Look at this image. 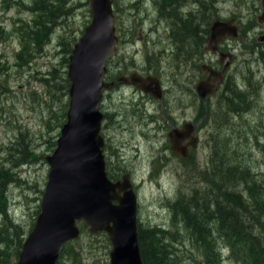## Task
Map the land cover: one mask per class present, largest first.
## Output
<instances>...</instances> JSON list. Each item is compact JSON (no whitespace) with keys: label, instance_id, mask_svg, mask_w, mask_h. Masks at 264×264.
<instances>
[{"label":"rangeland","instance_id":"374dc122","mask_svg":"<svg viewBox=\"0 0 264 264\" xmlns=\"http://www.w3.org/2000/svg\"><path fill=\"white\" fill-rule=\"evenodd\" d=\"M28 1L0 0V23L6 31L4 39L0 38V54L2 61L8 64V74H0L2 81V86H0V155L11 157L13 153L9 154L8 147L15 141L16 136H19V131L25 129L28 130L31 142L33 146L35 145L34 151L38 154L35 161L18 167L22 180L11 184L8 190L10 214L15 222L22 223L27 229L33 222V217L35 222L39 212L49 172L45 156L50 155L56 147L55 145L52 148V140L58 130L55 128L49 132L47 128L49 125L55 126L58 121L52 114L48 118V104L51 103V96L45 94L46 89L43 84L35 81L34 76H40L52 66H58L61 54L57 38L60 35L68 36L75 33L78 35L76 38H79L83 31L79 34L78 30L84 29L90 21L88 0H76V3L82 5H78L73 16L67 18L69 25H58L54 33L50 35V42L46 45L44 54L33 60L30 66L19 68L14 65L16 53L20 47V35L16 29L25 22H32L33 15L27 9ZM112 1L113 4L114 1L117 4V7L115 4L117 13L114 12V14L118 44L116 57L106 64L109 81H114L122 73L143 71L147 65H151L147 62L149 55L157 51L161 52V67L166 81L164 87L171 90L166 93L171 95L169 101L173 105L166 111L170 112L180 123L184 118L193 123L197 122L199 119L198 104L196 107L191 106L195 96L187 94L185 97H179L181 87L189 84V80L185 81V77L192 74V69L188 67L177 72L170 63L172 44L169 39V20L173 21V18H164L165 20L160 18L157 5L159 0ZM216 3V15L224 20L235 19L244 35L243 40L228 39L225 43V50L234 55L226 76L240 77V71L247 67L253 71V77L259 82V91L254 94V106L246 115V121L253 126L255 135L259 138L254 145L250 139L246 150L249 155L247 157L250 168L256 174H260V179L264 181V63L257 60L254 53L258 50L262 51L264 58V42L257 41V37L264 33V27L256 20L261 11L260 1L216 0ZM186 5V7L192 5V0H188ZM205 6L209 8V3ZM187 10L190 9L186 8ZM84 23H86L85 26ZM175 25L176 27L181 26L180 24ZM178 29L180 28H176L175 32ZM205 57L212 62L217 59V55L213 54H207ZM35 72L38 73L33 74ZM178 74H182V77ZM238 81L241 82V80ZM117 85L118 83L104 93L103 109L100 108L103 113L105 109V113L111 116V120L104 118L103 127L105 125L107 128L104 130L112 147L109 152L112 170L117 174L123 170L130 173L137 195L138 225L157 226L173 232L174 229L170 226L171 212L168 204L174 201L180 192L184 196L190 192L191 182L187 181L185 175L187 169L169 148L167 129L163 128L159 104L152 97L144 95L132 86L118 85L117 87ZM180 102L182 105L179 104ZM52 105L57 110L59 103L55 102ZM43 119H48V122L43 123ZM257 125L259 127H256ZM214 128L213 124L206 126L202 121L198 124L200 141L197 149L193 151L196 167L208 161L210 150L206 146V140L212 138L211 133H214ZM106 135L103 131L104 141H106ZM118 164L121 165L120 168L116 167ZM37 209L38 212L34 216L33 213ZM179 229L180 234L185 233L183 229ZM85 232L83 239L79 242L80 245L77 246L80 248L84 262L86 264H109L110 247L105 239L100 237L90 239L86 226ZM185 243L184 248L187 250L185 254H197L188 241ZM222 251L223 264H235L226 258L228 250L223 248Z\"/></svg>","mask_w":264,"mask_h":264},{"label":"trees","instance_id":"16d2710c","mask_svg":"<svg viewBox=\"0 0 264 264\" xmlns=\"http://www.w3.org/2000/svg\"><path fill=\"white\" fill-rule=\"evenodd\" d=\"M207 3L209 8L205 6ZM115 4L116 1L113 4L116 14ZM78 5L82 4L76 3V0H29L27 9L33 19L16 29L20 35V47L14 65L19 68L28 67L33 60L44 54L50 35L58 25H69L67 18L73 16ZM186 8L190 10L185 11L187 13L183 17L178 16L177 10H174L176 19L170 24L169 33L172 44L170 63L177 72L188 67L196 72L201 71L200 64L203 60L199 61V57L203 55L209 26L214 19L221 18L216 15V0H192V5ZM164 10H158L159 16L161 19H168ZM175 24L182 27H176ZM176 28L182 30L175 32ZM82 31L83 28H80L78 33L81 34ZM240 34L244 36L241 32ZM5 35L6 31L0 23V38L4 39ZM77 36L75 33L60 35L57 38L61 54L58 66H52L40 76H34L35 81L43 84L45 94L51 96L48 118L52 114L58 121L55 126L47 127L49 132L58 129L52 140V148L55 147L60 128L66 121L69 103L68 56ZM258 51L254 52L257 60L264 63L263 52ZM161 55L158 51L149 55L147 61L152 66L147 65L145 69L148 73L165 77ZM7 68L8 64L2 61L0 54V74H8ZM240 73V77L228 75L206 105L200 100L199 115L204 117V125L215 126L212 138L206 140V146L210 150L208 161L196 167L194 152L188 158L178 157L187 169L188 173L185 175L187 181L191 182V190L187 196L180 192L168 204L173 232L157 226L138 225L143 264H223V248L228 250L226 258L235 264H264V181L260 179V174L250 168L246 150L250 139L254 145L259 138L255 135L253 126L246 121V115L253 108L254 94L260 87L253 77V71L245 67ZM43 102L46 103L45 100ZM55 102L59 103L57 110L52 105ZM47 122L48 119H43V123ZM8 150L9 154L13 153L10 158L0 155V264H16L23 241L34 222L33 217L28 229L22 223L15 222L10 214L8 196L9 186L22 180L18 167L38 158L28 130L19 131V136H16ZM106 170L112 180L126 172L123 170L117 174L110 165H107ZM37 212L38 209L33 215ZM80 225L82 237L64 245L56 264H86L77 247L86 233L83 223ZM179 228L185 233L180 234ZM88 236L90 239L104 238L110 247L105 233ZM186 241L197 254H185Z\"/></svg>","mask_w":264,"mask_h":264},{"label":"water","instance_id":"95a60500","mask_svg":"<svg viewBox=\"0 0 264 264\" xmlns=\"http://www.w3.org/2000/svg\"><path fill=\"white\" fill-rule=\"evenodd\" d=\"M257 22L264 27V0ZM90 21L68 56V109L56 147L45 159L47 182L35 222L18 255L16 264H56L68 242L79 238V222L91 235L105 233L110 242L109 264H143L138 238L137 195L129 173L116 180L108 177L101 133L103 92L114 85H131L156 101L163 98L155 75L132 72L106 81L107 60L117 51L118 36L112 0H88ZM235 19H214L209 26L204 51L218 53L221 69L201 66L206 74L196 83L199 98L206 100L218 89L231 62L230 51L220 49L224 40L241 39ZM264 42V33L257 37ZM198 123L186 121L172 128L168 137L173 152L187 156L197 147L194 131Z\"/></svg>","mask_w":264,"mask_h":264},{"label":"flooded vegetation","instance_id":"af4514ba","mask_svg":"<svg viewBox=\"0 0 264 264\" xmlns=\"http://www.w3.org/2000/svg\"><path fill=\"white\" fill-rule=\"evenodd\" d=\"M164 1H165V6H163V4H164ZM159 0V2H158V10H162L163 8L165 9L164 10V13H165V16H168V17H171V18H173V21H170V24L171 23H173L174 21H175V19H176V17H175V11L174 10H177L176 12L178 13V16H180V17H183L184 16V12L186 11V3H187V1L188 0ZM178 8V9H177ZM180 14V15H179ZM178 18V17H177ZM227 40L228 39H226V40H224V42L221 44V46H220V49L222 50V51H227V50H225V43L227 42ZM240 40V39H239ZM207 54H213V55H217V59L214 61V62H212V61H210V60H208L206 57H205V55H207ZM231 54H232V57H231V62H232V58H233V53L231 52ZM203 60V62L200 64V68H201V65L202 64H204V63H206V64H208V65H210L211 67H213L214 69H217V70H219V69H221V66H220V62H219V59H218V53H212V52H205V51H203V55L201 56V57H199V61L200 60ZM148 62V61H147ZM230 62V63H231ZM149 66V65H148ZM228 68H229V66H228ZM228 68H227V70H228ZM227 70L225 71V73H224V75H223V80H222V83L220 84V86L218 87V89L222 86V84L224 83V80H226V78H227V76H226V73H227ZM134 72V71H133ZM138 72V71H137ZM139 73H141L143 76H145V75H149V74H152V73H148L147 72V70L144 68L143 69V71H141V72H139ZM191 75H189L188 77H185V81H187V80H189V84L187 85V86H184L182 83V87H181V93H180V95H179V97H185L187 94L188 95H191V96H195V100H194V103H191V106L192 107H196V105L198 104V109H199V113H198V115L197 116H199V119H198V121L197 122H195V123H200L201 121L203 122V116H200L199 114H200V98H199V96H198V94H197V92H196V89H195V86H196V83L199 81V80H201V79H204L205 77H206V74L202 71V68H201V71H199V70H196V72H194V71H191ZM130 73H122V74H120V75H129ZM120 75H118V76H120ZM153 75H155V74H153ZM156 76H158V78H159V80H160V84H161V86H162V88H163V98H162V100L161 101H155L154 99V101L157 103V104H159V111H160V118H161V120H162V122H163V128H165V129H167V131H166V135H167V140H168V143H169V148H170V150H171V152L176 156V157H181V158H188V157H190L191 156V154H192V152L195 150V149H197V147H195V148H191V149H189L188 150V154H187V156L185 157V156H180V155H177V154H175L174 152H173V150L171 149V144H170V140H169V137H168V132L172 129V128H180L182 125H183V123H185L186 121H189V122H192L193 123V121H191V120H189V119H186V118H184L183 119V122L182 123H180V121H178L177 120V118H175L170 112H167L166 111V109H169V108H171V107H173V105H171V101H169L170 100V98H171V95H169V94H167L166 92H168L170 89H166L164 86H165V84H166V81H165V77H163L162 75L160 76V75H156ZM179 76H181L182 77V74H180ZM106 80L109 82V73H108V69H107V74H106ZM118 78V77H117ZM116 78V79H117ZM180 84V83H179ZM118 85H123V84H118ZM118 85H117V87H118ZM126 86H131V85H126ZM133 87V86H132ZM135 88V87H134ZM135 89H137V88H135ZM218 89L206 100V102H204V104L206 105V103L208 102V100L210 101V99H212V97L217 93V91H218ZM137 91H138V89H137ZM140 91V90H139ZM171 91V90H170ZM140 92H142V91H140ZM143 93V92H142ZM144 95H146V96H150L149 94H145L144 93ZM151 97V96H150ZM182 102H180L179 104L180 105H182L181 104ZM101 107H102V104H101ZM102 109H103V107H102ZM104 111V113H103V118H105L106 120H108V119H110L111 120V116H109L107 113H105L106 111H105V109L103 110ZM105 120V121H106ZM198 124H197V127H196V130L194 131V134H196L197 136H198V138H199V130H197L198 129ZM168 128H169V130H168ZM103 129H107L106 128V126L104 125V128ZM104 130V132H105V135H106V131ZM109 138L107 137V135H106V141H105V147H104V149H105V159L107 160V162H109V164L108 165H110L111 167H112V164H111V159H110V154H109V152H110V149L112 148L111 147V143L109 142ZM199 141H200V138H199ZM106 142H108V144L106 143ZM116 167H121V165H116Z\"/></svg>","mask_w":264,"mask_h":264},{"label":"bare ground","instance_id":"6f19581e","mask_svg":"<svg viewBox=\"0 0 264 264\" xmlns=\"http://www.w3.org/2000/svg\"><path fill=\"white\" fill-rule=\"evenodd\" d=\"M171 19V18H170Z\"/></svg>","mask_w":264,"mask_h":264}]
</instances>
